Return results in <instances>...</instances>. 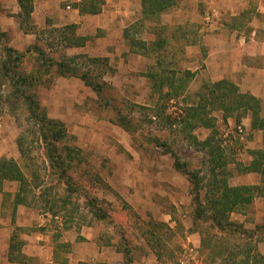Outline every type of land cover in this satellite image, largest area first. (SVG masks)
I'll return each instance as SVG.
<instances>
[{"label": "rangeland", "instance_id": "374dc122", "mask_svg": "<svg viewBox=\"0 0 264 264\" xmlns=\"http://www.w3.org/2000/svg\"><path fill=\"white\" fill-rule=\"evenodd\" d=\"M76 1L32 0L34 12L26 22L17 0H0V32L5 34L0 38V63L5 48L26 53L19 74L26 79L27 91L40 112L62 123L67 134L54 144L58 169L52 168L41 123L31 117L29 105L17 98L8 80L0 78V159H14L29 181L15 215L20 185L8 182L0 192V264H11L7 247L13 237L22 244L19 256L26 257L14 264H111L109 258L127 264L123 249L130 251L133 264H180L187 249L196 250L206 264H223V258L216 260L212 253L227 249L212 243L216 234L207 220L195 215L191 183L155 139L167 142L204 184L209 182L213 155H223L231 186L245 175L254 152L264 149V132L253 131L247 116L238 122L243 112H230L225 121L216 105L208 109L216 130L192 129L188 109L198 106L216 82L207 66L216 49L215 37L225 29L220 24L233 43L244 40L242 46L264 48V11H258V0L246 7L237 0H208L185 8L180 1L156 21L135 23L129 40L122 31L131 18L139 20L134 15L139 0L132 1L127 19H115L104 0L100 16L81 15ZM218 8L227 9L224 16ZM73 25L77 37L88 38L85 46L69 47L65 41ZM211 25L213 31H207ZM132 39L159 43L145 48L150 55L139 56L135 53L144 49L137 44L132 49ZM191 45L203 55L189 57L186 49ZM32 47L43 50L52 65L29 52ZM65 61L102 84L103 94L80 77L63 75L58 63ZM224 79L237 86L235 79ZM211 136L212 147L204 148ZM95 206L108 212L105 221L95 218ZM252 210L235 213L232 222L263 225L264 213ZM200 224L211 250L200 246ZM243 239L221 237L219 243L243 244ZM263 240L260 235L252 241L261 254Z\"/></svg>", "mask_w": 264, "mask_h": 264}, {"label": "trees", "instance_id": "16d2710c", "mask_svg": "<svg viewBox=\"0 0 264 264\" xmlns=\"http://www.w3.org/2000/svg\"><path fill=\"white\" fill-rule=\"evenodd\" d=\"M21 8L20 18L24 19L26 22L31 20V16L34 12V7L32 0H17ZM180 0H142L145 12L150 16H158L161 13L167 11L168 9L174 7ZM102 2L100 0H81L76 7L80 10L81 14H91L97 15L101 13ZM70 34L65 38L69 47H83L86 45L88 38L77 37L75 35L76 25L70 26ZM125 36L129 40L128 31L125 32ZM5 37L4 33L0 32V38ZM131 48L135 49L136 44L144 49L148 47L145 42L139 40H130ZM163 45L159 46L162 48ZM148 49V48H147ZM143 51V52H144ZM3 60L0 63V78L3 80L7 79L10 85L13 86L14 93L18 99L23 100L29 105L30 115L33 119L39 120L42 126V135L46 144V149L48 151L49 158L51 159L52 168H56L57 158L53 161L54 153L56 147L54 144L66 137V131L63 128L62 123L52 121L47 119L46 114L40 112L37 102L34 100L33 96L26 89V79L19 74L20 67L26 57V53H20L13 48H5L3 50ZM29 52L36 53L43 59L45 65H52L49 62L47 55L38 47H32ZM82 58L81 56H78ZM77 57V58H78ZM70 60H75L70 59ZM92 62H99L98 59H92ZM59 70L63 75H70L75 77H80L87 86L91 87L98 95H102L104 87L94 81L89 73L80 74L77 68H72L69 62H59ZM205 87V89H210L209 94H204L201 96V102L198 106H191L188 111L190 112L192 129L198 127H205L213 131L216 130L215 119L210 116L211 113L208 111L209 107L215 106L219 107L224 112V120L228 118L230 112H243L242 116L237 117V121L241 122L243 118L252 114V128L253 129H264V118L261 117V101L249 93H242L240 89L232 82L224 79L218 83H214L212 86ZM204 89V88H203ZM57 126H60L58 128ZM216 132H214L215 134ZM214 136L207 138L203 142L204 148H210L213 145ZM157 144L163 148L166 154H170L174 158L175 168L182 172L189 180L192 185V196L194 203L196 205V214L207 220L210 229L216 234L213 239V244L216 247L224 246L227 250L217 251L214 254L216 260L223 258V264H264V256L259 253L258 246L253 245L257 236L264 235V224L258 226L256 230H248L244 228L243 224H235L231 220V216L234 212H241L247 209L256 198L262 197L264 195V185L261 186H231L226 173L225 159H223L222 154L217 156L213 155V160L210 162L211 165V175L209 182L204 184L205 179L199 177L198 173L190 171L187 164L180 161L179 156L174 151V149L167 142H159L156 138ZM20 146V151L24 155V148ZM217 148V147H216ZM220 149V147L218 148ZM212 153V152H211ZM221 161V162H217ZM219 173H218V172ZM246 172H261L263 175L264 183V151H255L254 160L248 166L245 167ZM7 182H17L20 185V190L16 195V204L14 208V215L18 205L23 204L24 200L22 197V192L28 187L29 181L20 168L19 164L14 159L3 158L0 159V192L3 191V187ZM98 202L97 199L93 200ZM92 213L95 218L99 221H105L108 218V212L95 206L92 209ZM13 215V216H14ZM197 219V218H196ZM199 234L201 236V248L206 249L207 246L209 250L212 248L208 244L206 235L207 232L203 225H197ZM220 234L221 236H218ZM240 236L243 237V244L237 243L236 245H221V237L223 240L230 239L231 237ZM220 237V238H218ZM211 239V240H212ZM210 240V239H209ZM251 241V242H250ZM264 243V240H263ZM20 242L16 241V238H11L9 245L8 261L9 263H22L19 253H21ZM238 247V248H237ZM127 264H133L132 258L128 255L130 251L128 249H123ZM158 257L159 254H157Z\"/></svg>", "mask_w": 264, "mask_h": 264}, {"label": "crops", "instance_id": "0c3cea01", "mask_svg": "<svg viewBox=\"0 0 264 264\" xmlns=\"http://www.w3.org/2000/svg\"><path fill=\"white\" fill-rule=\"evenodd\" d=\"M104 1L106 3L107 9L110 10V8H112V13H114L115 19H117V17H119L118 15H120L121 17L127 16L126 19L129 17V15H132L131 9L129 7L132 6L133 0H115V1L104 0ZM136 1H134V2H136ZM180 1L182 2V5L181 6L179 5V6L182 8H185L186 5L190 4V6H193L195 3H196V6L198 5V7H199L200 3L206 2L208 0H180ZM79 2H81V0H77L76 4H79ZM179 2L174 7L168 9L167 11L161 13L158 16H150V15L146 14L142 0L137 1V3L139 4V7L137 6V8L139 10L134 15L139 17V20L137 18L136 19L131 18V22L128 23L129 27L124 28L122 33L124 32V36H125V32L129 31L130 28H133V26H135V23L137 25L138 22H140V24H145V23H151L152 21H156L157 19L162 17L163 14H165V13L169 12L170 10H172L173 8H175L179 4ZM234 3H236V2H234ZM237 3H239L240 6L246 7L245 4L251 3V0H247L245 3H243L241 0L240 1L237 0ZM255 3L259 4V10L258 11H260V9L264 11V0H258V1H255ZM211 4H214V2L212 1ZM215 6H216V4H215ZM251 6H252V4H251ZM75 8H76L77 12H79L81 14L80 10L76 7V5H75ZM228 8L233 10V8H231V6ZM68 9L70 10L71 6H68ZM107 9L105 8V10H107ZM132 9L134 10L135 6ZM224 10H225V12H222ZM127 11L129 13H127ZM216 11H218L220 13V15H223L224 13H226L227 9L218 8V10H216ZM195 12H196V10L193 9L192 13L195 14ZM101 14H102V11H101V13H99L97 15H93V17L100 16ZM81 15H91V14H81ZM103 16L105 17L104 11H103ZM206 19H208V18H206ZM104 21L106 22V18L104 19ZM212 27H213V25H211L210 28L207 29V31H213ZM219 27H223L225 29H223V31L221 32L220 35L217 36V38L215 37V39H216L215 48L216 49L209 56L210 60H209L208 66H207V72L212 74L214 81H216L215 83H218V82L224 80V78L231 77L232 79H235L237 81V86L244 93H249L261 101V108H262L261 117L264 118V48H260V47L259 48H251L252 45L242 46V44H244V42H245L244 40L243 41L240 40L239 43H237V44H236V42L233 43V41L229 37H224V34H225L224 32H226L227 27H225L224 24H220ZM151 30H154V26L151 27ZM125 39L128 40L126 36H125ZM142 41L145 42L147 46H150V45L154 46V44L159 43V40L157 42H154V41L148 42L146 40H142ZM135 54H138L139 56L140 55H143V56L144 55H150L149 53H147V51L146 52L145 51L144 52H136ZM186 54L189 57H191L193 55H196V56H202L203 55L202 51H200V49L196 50V48L193 47V45L187 47ZM210 74H208V75H210ZM248 116H250V117H248ZM248 116L246 118H248L247 119L248 122L249 123L251 122V125H252V114H249ZM250 119H251V121H250ZM251 128H252V126H251ZM252 130L253 131H259L260 133L264 132V129H261V130L256 129L255 130L252 128ZM261 151H264V149ZM261 185H264L263 175L261 172H246L245 175H243L242 177H240L238 179V182L235 186H261ZM248 209H253L252 212L254 214L262 213V212L264 213V195L262 197L256 198L254 200V202L247 209H245L243 211H247ZM243 211L234 212L232 214V216L235 213L241 214ZM260 211H262V212H260ZM254 214H253V216H254ZM244 224H245L244 228L248 229V230H256L258 227V226L254 227L251 224H248V225L246 223H244ZM263 245H264V243H263ZM200 246H199V248H200ZM7 248H8V254H9V246ZM41 248L42 247L38 246L37 249L39 251H41L42 250ZM23 253L28 254V252H26V250H24ZM263 256H264V254H263ZM151 258H152L151 261H154L153 257H151ZM119 259H120V256H119ZM202 261L204 262L203 259H202ZM108 262L111 264H115L112 261V259H110V258H109ZM11 264H14V263H11Z\"/></svg>", "mask_w": 264, "mask_h": 264}, {"label": "built area", "instance_id": "2783aa9c", "mask_svg": "<svg viewBox=\"0 0 264 264\" xmlns=\"http://www.w3.org/2000/svg\"><path fill=\"white\" fill-rule=\"evenodd\" d=\"M238 132L240 135L244 134L243 126L238 127ZM180 264H205L198 252L194 249H187L184 257L180 260Z\"/></svg>", "mask_w": 264, "mask_h": 264}]
</instances>
